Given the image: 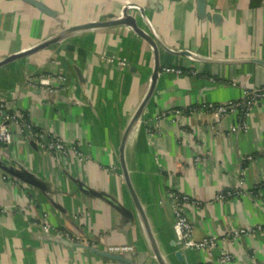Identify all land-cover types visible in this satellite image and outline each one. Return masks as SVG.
I'll list each match as a JSON object with an SVG mask.
<instances>
[{
    "label": "crops",
    "instance_id": "1",
    "mask_svg": "<svg viewBox=\"0 0 264 264\" xmlns=\"http://www.w3.org/2000/svg\"><path fill=\"white\" fill-rule=\"evenodd\" d=\"M39 1L56 14L0 0V57L62 28L109 20L127 4L137 25L158 40L156 84L125 157L166 263L220 264L226 251L231 260L225 264H264V101L252 103L248 114L219 119L202 107L264 87V0L256 6L251 0H205L202 14L196 0ZM152 69L149 44L125 25L75 33L0 65V101L21 109L35 131L61 136L84 157L45 152L35 137L10 126L11 141L0 143V264H160L119 155ZM42 73L63 74L65 89L50 94L32 87L27 79ZM171 191L191 196L185 209L193 238L214 236L215 247L198 252L180 244ZM52 227L92 248L55 236ZM241 228L252 230L232 235ZM114 244L134 250L120 259L94 251Z\"/></svg>",
    "mask_w": 264,
    "mask_h": 264
},
{
    "label": "built area",
    "instance_id": "2",
    "mask_svg": "<svg viewBox=\"0 0 264 264\" xmlns=\"http://www.w3.org/2000/svg\"><path fill=\"white\" fill-rule=\"evenodd\" d=\"M174 70V69H171ZM177 71V70H176ZM28 83L35 88H39L46 93L57 94L59 91L65 89V76L60 73L53 74H40L36 79L30 77L27 79ZM258 101H264V87L245 90L244 97L238 100H227L220 103H208L203 105V109L210 113L214 118L219 119L226 114H234L242 112L248 114V109L252 103ZM165 113H161L156 118L160 119ZM10 126L15 127L20 134L29 135L35 137V141L41 147L43 151H53L57 156H67L72 153L79 161H83L84 157L82 153L73 144H68L64 139L55 134L45 131H35L34 126L28 119L27 115L18 107L10 106L5 101H0V143L7 144L11 141L12 129ZM236 126L231 128V131L236 130ZM242 128H246V124H242ZM230 194V193H227ZM224 194H218L217 199H223ZM170 199L172 203V210L174 215V229L175 233L180 241V244L184 247L190 248L198 252H206L217 244L214 236H204L200 239L193 238V225L186 212L185 206L188 203H193L191 196L188 194L179 193L176 191L170 192ZM252 229H237L234 230L232 235L239 236L243 233H248ZM52 231L55 236L59 238H69L73 240L77 245H88V242L83 240L80 236H70V234L61 229L52 227ZM89 246V245H88ZM134 247L129 244H114L109 245L106 251L111 253L120 254L123 252H131ZM231 260V255L226 251H223L218 257L217 261L220 264H225Z\"/></svg>",
    "mask_w": 264,
    "mask_h": 264
},
{
    "label": "water",
    "instance_id": "3",
    "mask_svg": "<svg viewBox=\"0 0 264 264\" xmlns=\"http://www.w3.org/2000/svg\"><path fill=\"white\" fill-rule=\"evenodd\" d=\"M30 5H32L34 8H36L38 11L41 13L48 15V16H53L56 14V11L49 8L45 3L39 1V0H22ZM135 8H137L141 13H143V10L141 7L133 5ZM131 7L128 4L125 5L121 12L120 15L114 16L113 18L109 20H102V21H92V22H87L83 24H77L73 26H68L65 28H62L60 31H58L55 34H52L51 36L33 44L30 45L26 48L20 49L18 51H15L13 53H10L8 55H5L3 57H0V65L17 60L19 58L25 57L27 55H30L38 50H41L43 48H46L72 34L79 33V32H85V31H90V30H95V29H102V28H107L111 26H117V25H125L129 29H131L132 32L138 34L141 38H143L150 46L152 53H153V69H152V75L150 78V84L141 100L139 105L137 106L136 110L131 114V117L129 121L127 122L124 133L121 139V144L119 147V155H120V166L122 169V175L124 182L127 186L128 192L130 194V197L132 199V202L139 214L140 222L142 225V228L145 232V235L148 239V242L150 244L151 250L157 259V261L160 264H167L158 245L156 242V239L153 235L152 229L150 227L148 218L145 214L144 208L141 204V201L133 187V184L131 182V178L129 175V170L127 167V162H126V157H125V145L127 143L128 137L134 128L136 122L139 119V116L141 115L148 99L153 93L157 76L159 73V53H158V40L155 37V35L150 31L147 32L143 29H141L137 25L136 18L128 13V8ZM196 7H197V12L199 14H202L203 11L205 10V0H196ZM185 53H189L188 51H184ZM82 247L85 248H92L88 245H82ZM95 252L99 253L102 256L111 258V259H120L119 253H111L108 251H97L94 250ZM179 255V254H177Z\"/></svg>",
    "mask_w": 264,
    "mask_h": 264
},
{
    "label": "trees",
    "instance_id": "4",
    "mask_svg": "<svg viewBox=\"0 0 264 264\" xmlns=\"http://www.w3.org/2000/svg\"><path fill=\"white\" fill-rule=\"evenodd\" d=\"M259 2H260V0H251V5L256 6L259 4Z\"/></svg>",
    "mask_w": 264,
    "mask_h": 264
}]
</instances>
